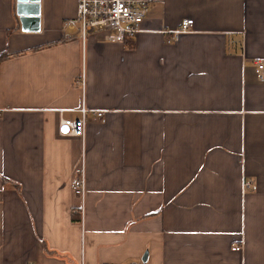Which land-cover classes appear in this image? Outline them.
Instances as JSON below:
<instances>
[{
  "label": "crops",
  "instance_id": "crops-1",
  "mask_svg": "<svg viewBox=\"0 0 264 264\" xmlns=\"http://www.w3.org/2000/svg\"><path fill=\"white\" fill-rule=\"evenodd\" d=\"M75 6L0 0V264H264V0H153L126 41L66 37Z\"/></svg>",
  "mask_w": 264,
  "mask_h": 264
},
{
  "label": "built area",
  "instance_id": "built-area-1",
  "mask_svg": "<svg viewBox=\"0 0 264 264\" xmlns=\"http://www.w3.org/2000/svg\"><path fill=\"white\" fill-rule=\"evenodd\" d=\"M153 0H76L75 13L63 20L61 29L66 37H78L84 41L89 34L104 33L105 38L119 41L130 39L140 29V23L147 14ZM193 18H184L176 30L188 31ZM256 71L263 78L260 70L263 67L261 60L256 61ZM75 84L84 86V78L75 79ZM79 115L65 116L64 109L58 110L56 134L59 136H79L83 138L85 132L86 115L92 113L96 117L103 115V109L90 108L81 105ZM1 114V110H0ZM85 164L81 156L73 169L70 185L73 192L79 197L80 203L74 209L80 216L83 213L85 196ZM244 188H255L253 182L243 181ZM113 264V263H109Z\"/></svg>",
  "mask_w": 264,
  "mask_h": 264
},
{
  "label": "water",
  "instance_id": "water-1",
  "mask_svg": "<svg viewBox=\"0 0 264 264\" xmlns=\"http://www.w3.org/2000/svg\"><path fill=\"white\" fill-rule=\"evenodd\" d=\"M15 12L20 20L22 27L38 19L39 0H15ZM147 251L144 252L142 259L145 260Z\"/></svg>",
  "mask_w": 264,
  "mask_h": 264
},
{
  "label": "trees",
  "instance_id": "trees-1",
  "mask_svg": "<svg viewBox=\"0 0 264 264\" xmlns=\"http://www.w3.org/2000/svg\"><path fill=\"white\" fill-rule=\"evenodd\" d=\"M2 57H4V54H1V55H0V59H1Z\"/></svg>",
  "mask_w": 264,
  "mask_h": 264
}]
</instances>
